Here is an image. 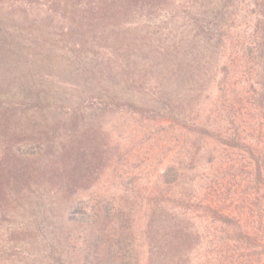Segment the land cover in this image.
Wrapping results in <instances>:
<instances>
[{
  "label": "trees",
  "instance_id": "1",
  "mask_svg": "<svg viewBox=\"0 0 264 264\" xmlns=\"http://www.w3.org/2000/svg\"><path fill=\"white\" fill-rule=\"evenodd\" d=\"M118 113L193 138L142 203L95 195ZM24 191L59 227L42 264H264V0H0L3 218Z\"/></svg>",
  "mask_w": 264,
  "mask_h": 264
},
{
  "label": "rangeland",
  "instance_id": "2",
  "mask_svg": "<svg viewBox=\"0 0 264 264\" xmlns=\"http://www.w3.org/2000/svg\"><path fill=\"white\" fill-rule=\"evenodd\" d=\"M171 11H175L172 5L166 13L156 18L157 22H160L158 24L165 28L167 24L163 20L166 16H171L169 14L173 13ZM170 22L168 26L170 24L171 27ZM107 44L111 45L109 46L111 49L115 48L113 43L110 44L108 40L107 42L105 40V45ZM146 48L150 49V46ZM152 48L154 49L155 46ZM136 51H138L136 56L140 55L144 58H155L153 54H158L157 52L148 54L139 49ZM96 60L99 64L97 67L109 68L102 49ZM63 73L68 75L67 77L71 75L70 71H63ZM56 79L57 82L50 79L46 81V86L51 93L65 89V96L77 95L79 88L73 85V80L70 79L67 81L69 83L66 82L64 85L57 77ZM167 125L169 124L166 123ZM157 126H160L158 122L143 121L125 113L108 116L106 128L116 154L99 181L96 196L105 197L117 188L122 191L126 189L137 191L135 193L136 202L142 203L141 197L156 185L162 169L176 158H181L186 154L187 150L183 145L186 146L187 143L190 144L193 141L190 134L177 131L179 133L178 142L180 141L177 146L174 140L176 130L170 131L167 126L164 131L160 132ZM180 144L182 148L179 149ZM80 195L82 200L90 199V193L83 192ZM23 198L9 205L10 209L5 218L0 215V264L8 262L10 264H42L41 262H47L50 250H56L55 240L59 231L55 223L57 219H52L49 216L50 212L47 215L43 212V208L40 209L44 202H41L35 194L24 191ZM44 201L47 202V200ZM138 232L140 233V227H138Z\"/></svg>",
  "mask_w": 264,
  "mask_h": 264
}]
</instances>
